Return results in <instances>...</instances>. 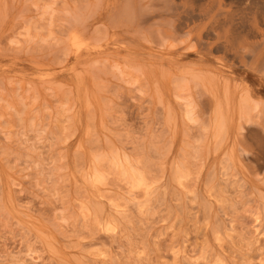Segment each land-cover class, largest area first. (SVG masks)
Returning <instances> with one entry per match:
<instances>
[{
	"label": "rangeland",
	"instance_id": "374dc122",
	"mask_svg": "<svg viewBox=\"0 0 264 264\" xmlns=\"http://www.w3.org/2000/svg\"><path fill=\"white\" fill-rule=\"evenodd\" d=\"M152 1L0 0V264H264V71Z\"/></svg>",
	"mask_w": 264,
	"mask_h": 264
},
{
	"label": "bare ground",
	"instance_id": "6f19581e",
	"mask_svg": "<svg viewBox=\"0 0 264 264\" xmlns=\"http://www.w3.org/2000/svg\"><path fill=\"white\" fill-rule=\"evenodd\" d=\"M234 1L237 6L243 7L242 10L247 12L249 16V19L242 20L239 25L235 23L233 11H232L233 9H231V6L229 5V3H227V0H160L163 7L159 5L160 2L158 4H156L154 0L152 2H155L154 3L155 6L159 5L158 7H160V9L163 8L162 15H160L161 17L171 19L174 22L173 31H171L172 28L170 25H169L170 28H168L167 24H165L167 27L161 26L162 28L163 27L168 28L166 30L171 29L170 32L172 34L174 33V35H172L171 38L168 37V39L172 40V38L173 39L176 38L179 40L180 36H183L181 38L188 37L189 39H191L192 42H194L193 40H198L200 48L202 47L203 50H205V48H208L209 54H210V48H211V53H213L215 56H222L223 59L226 57L235 58V65L237 68L249 69L253 73L263 72L264 71V47H262L261 43L251 45L249 50H247L245 53H242V52L240 53L235 49V47L232 45L230 40H264V1L262 0H234ZM137 2L139 1L137 0ZM135 5H137V3ZM164 8H167L166 12H164ZM122 10L125 12L124 9ZM138 12H139L138 16L142 18L143 15H140L141 11L139 10ZM146 15L148 14L146 13ZM132 16L133 15L131 14V17ZM140 17H139V20H140ZM146 18L143 17L141 21L142 20L143 22L144 20L149 21V19H146ZM167 23L170 24L169 20ZM139 24H140V21H139ZM156 26H159V25H156ZM73 40L75 41L74 45L77 43L76 45L78 46L81 43L80 40H78L75 37L73 38ZM200 40H213V43L211 44V46L207 44L204 45L205 43L204 44L203 42L201 43ZM192 42H191V45H192ZM197 48L199 49V47ZM232 53L233 55H236V56H230V54ZM196 54L203 55L204 53H202L201 51ZM217 58H221V57H217ZM211 77L212 76H210V78ZM220 77L216 76L213 79L214 81L212 80L213 81L212 87L214 89H218V85L220 86L223 85L224 87L225 85H227L226 82L224 83V81H222L224 84L222 83L221 85V82L220 84H218L219 81L222 80L220 79ZM194 80H195V77H194ZM223 86L222 88H224ZM225 88L228 89L227 87ZM248 100L249 99H247L246 97V101ZM244 105L246 106V104ZM254 107L256 109L255 105ZM246 108L248 109V107ZM245 109H243V111ZM243 114L246 115V112H243ZM246 117L248 121V117L250 116H246Z\"/></svg>",
	"mask_w": 264,
	"mask_h": 264
}]
</instances>
